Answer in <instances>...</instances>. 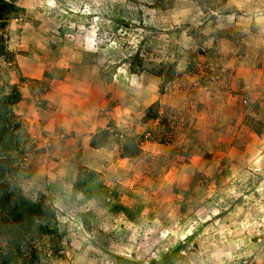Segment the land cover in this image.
Returning a JSON list of instances; mask_svg holds the SVG:
<instances>
[{
	"label": "rangeland",
	"instance_id": "1",
	"mask_svg": "<svg viewBox=\"0 0 264 264\" xmlns=\"http://www.w3.org/2000/svg\"><path fill=\"white\" fill-rule=\"evenodd\" d=\"M0 2L18 7L0 19V90L17 87L23 125L0 159L57 209L58 232L32 236L42 261L264 264V0ZM35 50L42 78L18 63Z\"/></svg>",
	"mask_w": 264,
	"mask_h": 264
},
{
	"label": "trees",
	"instance_id": "2",
	"mask_svg": "<svg viewBox=\"0 0 264 264\" xmlns=\"http://www.w3.org/2000/svg\"><path fill=\"white\" fill-rule=\"evenodd\" d=\"M17 8L13 3L0 2V19ZM139 66H142L141 62ZM20 99L16 86L10 93L0 90V143H17L20 138L23 125L16 122L10 112V105ZM158 108L159 102H155L146 109V123L159 120ZM112 135L110 126L99 129L92 135L91 146L95 149L103 147ZM142 139L138 134H126L122 157L138 158L142 153ZM10 171L9 159H0V264H49L41 260L40 249L32 236L58 232L57 209L51 203L28 200L13 190L7 180L12 174Z\"/></svg>",
	"mask_w": 264,
	"mask_h": 264
},
{
	"label": "crops",
	"instance_id": "3",
	"mask_svg": "<svg viewBox=\"0 0 264 264\" xmlns=\"http://www.w3.org/2000/svg\"><path fill=\"white\" fill-rule=\"evenodd\" d=\"M35 52L36 50L34 51V55L31 57L18 56V63L25 77L42 78L45 73V69L47 68L46 65L50 63L48 60H46L47 58H50L49 48L47 52V58L37 55ZM56 202L60 204L61 202L64 204H66V202L68 203V201L61 196H58Z\"/></svg>",
	"mask_w": 264,
	"mask_h": 264
}]
</instances>
